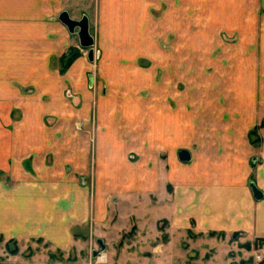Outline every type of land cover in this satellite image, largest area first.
I'll return each mask as SVG.
<instances>
[{"label":"rangeland","instance_id":"obj_1","mask_svg":"<svg viewBox=\"0 0 264 264\" xmlns=\"http://www.w3.org/2000/svg\"><path fill=\"white\" fill-rule=\"evenodd\" d=\"M139 1L112 27L102 0H0V25L52 29L62 49L51 56L52 67L65 82L59 116L36 114L34 107L49 99H33L38 93L30 87L8 100L0 117V151L8 161L0 181L42 180L36 166L52 161L62 168L71 200L87 198L86 217L72 223L65 247L0 236V264H200L223 250H231L224 257L235 264H259L257 253L264 261L263 239L236 243L232 236L223 243L225 233H200L174 212L176 168H186L189 178L194 161L221 165L235 140L253 150L252 169L264 162V0ZM65 11L77 21L88 17L92 62L77 31L70 34L59 21ZM77 61L85 65L76 73L83 77L71 78ZM110 142L117 146L107 147ZM101 148L111 170L104 179ZM183 150L190 161L180 160ZM18 167L22 180L12 179Z\"/></svg>","mask_w":264,"mask_h":264},{"label":"crops","instance_id":"obj_2","mask_svg":"<svg viewBox=\"0 0 264 264\" xmlns=\"http://www.w3.org/2000/svg\"><path fill=\"white\" fill-rule=\"evenodd\" d=\"M139 4H141L139 0L133 2L102 0L104 20L114 27V24L127 17L130 11L138 9ZM50 30L52 29L48 26L33 25V23H18L13 28L7 27L6 24L0 25V39L4 42V49L0 48V117L6 116L8 100L11 104L14 102L11 100L22 97L21 92L28 87L38 93L33 99L40 101L44 98L49 99V102L41 107H34L36 114L39 112L41 115L46 113L61 115L65 82L53 69L51 56L62 49L59 48L58 42H55L54 34ZM113 33L114 31L111 35ZM12 34L15 37H12ZM27 40L31 43H27ZM12 42L21 47L14 52L11 51L6 46ZM84 66L81 61H77L69 73L71 78L83 77L76 73L83 72ZM246 78L244 75L242 80L246 81ZM247 85L252 89V85ZM33 99L30 101L33 102ZM247 99V97L243 99L245 107L250 106ZM74 103L79 105L80 98L76 97ZM104 108L106 104L103 105L102 109ZM52 120L49 124L56 123V118ZM174 138L177 142L181 138V133L176 131ZM234 142L233 148L229 144L227 145L229 149L225 148V157L221 165L216 166L208 159L197 162L193 160L189 178L185 172L188 171L186 168L185 170L181 166L176 168L175 218L182 225L186 224L185 221L188 219L195 222L196 231L203 234L225 233L226 240L223 243L228 242L232 236L237 237L236 243L264 240V198L257 201L250 188V185L254 183L264 194V162L257 169H252L248 154L253 150L248 149L243 140ZM110 144L107 147L117 146L113 142ZM106 145H108L107 142ZM102 148L99 163H101L102 175L105 173V176H101L104 179L108 177L106 172L111 173V170L106 164L109 160L103 156ZM110 151L113 152L111 149ZM2 153L1 156L0 151V168L4 169L8 161L5 151ZM108 156L112 159V155ZM20 157L15 158L18 164L22 163V156ZM64 160L65 157L60 167L63 166ZM49 164L44 167L36 166L42 180L20 181V183L14 181L9 184L6 181H0V236L5 240L22 241L43 238L63 248L71 240L72 223L84 220L86 217V195L78 194L77 199L71 200V187L61 179L62 168L51 167L52 161ZM14 173L12 179L24 178L19 167ZM51 180H57V184L54 181L52 183ZM98 206V210L101 211L103 209L101 203ZM217 243H219L218 240H216ZM230 247L235 249V245ZM223 251L224 254L216 251L208 261H202L200 264H235L224 257L231 250Z\"/></svg>","mask_w":264,"mask_h":264},{"label":"water","instance_id":"obj_3","mask_svg":"<svg viewBox=\"0 0 264 264\" xmlns=\"http://www.w3.org/2000/svg\"><path fill=\"white\" fill-rule=\"evenodd\" d=\"M59 21L67 28L70 34H75L77 31V35L79 38L80 46L84 49H89L88 51V59L92 62L94 60V44L95 39L90 34V23L88 17L84 16L81 20L77 21L70 17L68 12H62L59 16ZM179 158L181 161H190L191 156L190 154L183 150L179 153ZM250 188L253 192V196L257 201H260L264 198L263 192L256 186V184L252 183ZM102 248V242L99 241ZM253 262V260H251ZM264 264V261L259 263Z\"/></svg>","mask_w":264,"mask_h":264},{"label":"built area","instance_id":"obj_4","mask_svg":"<svg viewBox=\"0 0 264 264\" xmlns=\"http://www.w3.org/2000/svg\"><path fill=\"white\" fill-rule=\"evenodd\" d=\"M260 249H261V251L264 252V241H262ZM254 257H255L254 258L255 261H257V262H262L263 261L262 255H260L258 253Z\"/></svg>","mask_w":264,"mask_h":264},{"label":"bare ground","instance_id":"obj_5","mask_svg":"<svg viewBox=\"0 0 264 264\" xmlns=\"http://www.w3.org/2000/svg\"><path fill=\"white\" fill-rule=\"evenodd\" d=\"M105 260H106V257H105V256H102V257L100 258V261H101V262H105Z\"/></svg>","mask_w":264,"mask_h":264},{"label":"trees","instance_id":"obj_6","mask_svg":"<svg viewBox=\"0 0 264 264\" xmlns=\"http://www.w3.org/2000/svg\"><path fill=\"white\" fill-rule=\"evenodd\" d=\"M259 240V239H258ZM261 240V239H260Z\"/></svg>","mask_w":264,"mask_h":264}]
</instances>
